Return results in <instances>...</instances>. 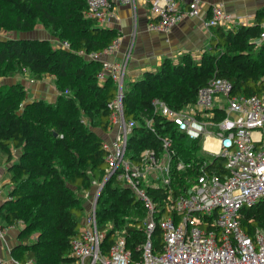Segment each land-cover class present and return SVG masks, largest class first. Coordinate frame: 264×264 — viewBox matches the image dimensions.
<instances>
[{"label": "trees", "instance_id": "16d2710c", "mask_svg": "<svg viewBox=\"0 0 264 264\" xmlns=\"http://www.w3.org/2000/svg\"><path fill=\"white\" fill-rule=\"evenodd\" d=\"M7 7L6 23H11L10 13L26 17L30 21H42L61 42L70 49L52 48L46 41L15 39L7 37L0 41V77H13L28 70L35 78L42 74L55 77L61 94L53 104L40 100L26 103L20 114L17 104L22 101V90L17 85L0 89V150L10 163L12 150H19L20 157L8 169L10 183L14 185L9 200L0 206L2 227L21 225L19 241L10 251L17 262L24 264H73L69 247L71 239L78 234L80 219L84 215L81 200L75 190L88 191L93 182H102L105 177L106 151L102 138L85 131L79 113L100 132H106L110 110L108 102L115 96V87L108 79L98 85L96 74L100 62L87 60L79 55L101 52L117 31L99 27L95 21L86 19L85 0H0ZM1 17V13H0ZM264 7L257 11L255 23L226 30L211 28L210 47L196 60L191 55H182L179 61L164 59L155 72L147 71L142 77L123 87V113L125 119L139 121L128 140L127 154L136 160L141 151L159 148V140L144 127L143 118H153L156 135H171L177 153L185 161L200 151L197 142H185L171 124L153 116L152 99L164 101L178 110L193 103L198 91L215 79H225L234 96L259 95L264 88V42L259 43L260 23ZM19 21L16 20L18 27ZM3 27L5 24L1 22ZM1 28V27H0ZM53 35V36H54ZM60 85V86H59ZM66 133V134H65ZM55 135H62L61 138ZM67 136L83 149L69 143ZM208 171L222 176L223 162L215 159ZM188 171L177 176L178 186L171 190L174 198L181 193L180 186L186 178H194ZM179 187V189H178ZM153 200L158 201L161 214L169 215L163 208L165 192L150 189ZM244 224L252 219L249 228L264 229V201L243 212ZM145 210L135 200L128 188L117 182L114 176L105 181L96 203V220L105 232L102 249L107 252L114 242L115 231H125L126 247L136 255L135 248L144 242L142 222ZM34 242H25L34 233ZM155 244L160 233L153 234Z\"/></svg>", "mask_w": 264, "mask_h": 264}, {"label": "built area", "instance_id": "2783aa9c", "mask_svg": "<svg viewBox=\"0 0 264 264\" xmlns=\"http://www.w3.org/2000/svg\"><path fill=\"white\" fill-rule=\"evenodd\" d=\"M85 2L84 17L102 26L115 19L114 4L134 7L136 0ZM142 2L148 5L150 32L168 33L185 18L199 17L201 9L200 0ZM248 20L217 3L209 6L202 25L207 30L220 27L232 31L252 25ZM260 27L259 43L264 42V17ZM120 43L118 33L101 52H79L87 60L100 62L97 83L101 86L109 79L116 91L107 104V130L100 136L106 151L105 177L88 200L89 209L80 219L78 234L70 241L73 264H264V229L249 228L252 219L242 223V212L264 201V88L259 95L234 96L227 80L215 78L198 91L193 103L178 110L160 99H152L153 116L171 124L185 142H197L200 151L197 155L193 152L187 161L182 159L173 137L157 136L153 118L147 115L143 118L144 127L157 137L159 148L145 149L134 160L127 154V145L140 122L125 119L123 113L130 49L121 61L108 59L115 57ZM61 47L70 49L66 42ZM215 159L223 162L222 176L208 171ZM188 171L194 172L195 177L186 178L185 185L180 186L181 193L173 198L171 190L178 186L177 176ZM112 176L130 190L145 210V239L135 248L136 255L126 247L124 230L114 232V242L107 252L102 249L105 232L112 227L98 228L96 200ZM150 189L164 190L163 208L169 215L161 214L160 204L153 200ZM13 228L0 226V237ZM156 230L160 233L158 244L153 240ZM0 264L10 263L0 260Z\"/></svg>", "mask_w": 264, "mask_h": 264}, {"label": "crops", "instance_id": "0c3cea01", "mask_svg": "<svg viewBox=\"0 0 264 264\" xmlns=\"http://www.w3.org/2000/svg\"><path fill=\"white\" fill-rule=\"evenodd\" d=\"M142 1L136 0L134 7L114 4L115 19L102 26L97 24L102 28L113 29L121 36L115 57L108 59L118 60L120 55L130 49L124 83L140 79L147 71H157L164 59L177 62L182 55L189 54L198 60L210 47L211 30L202 25L209 6L222 3L228 12L247 16L250 24L255 23L257 11L264 7V0H200L199 17H187L168 33H160L148 31V5ZM1 166L7 170L6 164L2 163ZM3 171L0 168V185L2 181H7L2 179ZM3 193L6 194L5 191ZM18 231L19 226H16L7 232L5 238L0 239V260L11 261L10 250L17 244Z\"/></svg>", "mask_w": 264, "mask_h": 264}, {"label": "rangeland", "instance_id": "374dc122", "mask_svg": "<svg viewBox=\"0 0 264 264\" xmlns=\"http://www.w3.org/2000/svg\"><path fill=\"white\" fill-rule=\"evenodd\" d=\"M7 7L5 5H2V10L0 11L1 17H0V23L5 21L6 25H3V27L0 25V41L6 39L7 37L15 38V39H34V40H42L46 41L48 46H51L52 48H62L63 42L60 41V38H58L56 35H54L51 31H49V28L45 26L44 22H46L45 18L42 19V21H30L26 17H21L15 12L10 13V20L11 23H6V17L7 15H3V13H6ZM16 20L19 21L18 24L21 25V27H18L16 24ZM54 35V36H53ZM68 44V43H67ZM69 45V44H68ZM70 48V47H69ZM64 49V48H62ZM67 50V49H66ZM85 53V52H84ZM86 54V53H85ZM123 58V55L119 56L118 61H121ZM127 83V82H126ZM126 83H124V88L126 87ZM100 85L99 83H97ZM17 85V88L19 90H22V101L20 104H17L16 112L18 114L21 113V111L25 108L26 103H31L33 101L40 100L45 104H53L57 98L63 94V95H70V93L67 90H60L57 84V81L55 80V77L51 74H42L39 76V78H35L28 70H25L24 73L19 74L17 76L13 77H0V89H2L4 86H13ZM60 86V85H59ZM79 118L82 121V126L84 127L85 131H91L93 134H97L99 136H102L103 133L98 131L95 127L91 126L86 119L83 118V114L79 113ZM66 134V133H65ZM56 137L61 138L62 135H55ZM67 140H69V143L72 145H75L78 149H83L81 147H78L79 145L72 141L69 136H67ZM12 159L10 163L6 162L7 155L0 150V168H2L4 171V176L2 179H6L7 181H2L0 185V206L8 201L9 193L13 190L14 185L10 183L9 177L7 175L8 169H4L1 165L6 164L7 168H9L13 163L18 162V158L20 157L19 150H12ZM99 182L92 183V187L88 190H73L74 193L78 198L81 200L82 207L84 208V215L87 213L89 209V201L93 198V195L96 191L97 185ZM3 191L6 192L4 195ZM97 203V200H96ZM1 226V225H0ZM19 226V229L22 227ZM110 230V229H108ZM8 231L5 232V236ZM18 231L17 236L20 237ZM5 236L0 237V239L5 238ZM34 237H36L35 232L30 234V238L25 242V244L28 246L29 244H32L35 240ZM19 241L17 240L16 243ZM30 246V245H29ZM13 248V247H12ZM11 248V250H12ZM10 250V251H11ZM21 252L15 255V258L11 257L10 264H16L17 258L19 257Z\"/></svg>", "mask_w": 264, "mask_h": 264}]
</instances>
